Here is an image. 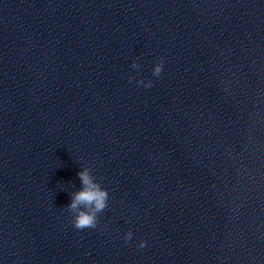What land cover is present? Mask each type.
I'll list each match as a JSON object with an SVG mask.
<instances>
[{"label": "clouds", "instance_id": "clouds-1", "mask_svg": "<svg viewBox=\"0 0 264 264\" xmlns=\"http://www.w3.org/2000/svg\"><path fill=\"white\" fill-rule=\"evenodd\" d=\"M160 71L161 67L157 66L154 74L158 75ZM79 176L84 188L74 195L70 207L74 210L78 205H84L85 208H91V211H80L74 220V227L83 230L85 228H94L96 226L95 214L105 208L107 193L106 191L101 190L98 184L93 183L87 171L80 172ZM141 246H144L143 243Z\"/></svg>", "mask_w": 264, "mask_h": 264}]
</instances>
